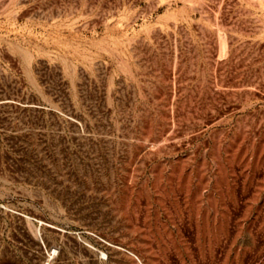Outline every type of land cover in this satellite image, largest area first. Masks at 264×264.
I'll use <instances>...</instances> for the list:
<instances>
[{"label": "rangeland", "instance_id": "rangeland-1", "mask_svg": "<svg viewBox=\"0 0 264 264\" xmlns=\"http://www.w3.org/2000/svg\"><path fill=\"white\" fill-rule=\"evenodd\" d=\"M0 264H264V0H0Z\"/></svg>", "mask_w": 264, "mask_h": 264}]
</instances>
